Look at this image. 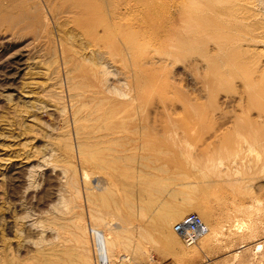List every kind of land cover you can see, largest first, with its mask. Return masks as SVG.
Returning <instances> with one entry per match:
<instances>
[{
    "label": "rangeland",
    "instance_id": "1",
    "mask_svg": "<svg viewBox=\"0 0 264 264\" xmlns=\"http://www.w3.org/2000/svg\"><path fill=\"white\" fill-rule=\"evenodd\" d=\"M14 1L15 3H12ZM14 1L0 0V55L7 53L5 55L7 56L18 50L23 56H27L24 59H28L29 64L33 61L38 63L37 66H41L39 70L49 68L47 69V71L51 70L48 72V75L50 73L49 77H56L54 73L58 70L60 79L61 60L54 37L50 38L48 35L52 22L46 6H43L46 5L45 2L43 0ZM262 5L264 6V2ZM20 6H25L26 10L19 8ZM21 14L28 16L27 26L23 28L18 24L21 19H24V17L20 18ZM134 14L135 12H129L126 15L129 18ZM23 22H26L25 19ZM46 23L48 27H46ZM138 41L141 44H146L147 38L146 36L138 38ZM219 42L218 45L207 42L203 45L193 44L186 49L180 47L179 52L171 57L158 56V54L167 51L166 46L153 47L157 50L156 56L152 59L154 65L148 66L156 68L160 78L159 87H163V89L158 87L159 90L156 91V89L147 87L144 90L141 103L149 102L150 105L146 106L145 110L143 109L144 114L149 116L150 120L156 118L155 124H158L155 133L160 134L161 122L165 125L170 115L173 114L172 112L179 116L182 114L184 103L178 101H182L184 98L185 101L183 99L182 102H186L188 107L186 104L184 105L191 111L187 119L191 118L190 122L197 123L200 133L202 132L200 138L189 141V150L187 148L184 153L160 156L144 152L141 154V151L138 154L134 153L135 156L131 154L134 158L136 157V161L130 154V156L126 154L125 156L128 158L132 157L129 159H133L134 164L131 162L129 164L127 160L125 163L123 160L121 162L122 173H116L108 178L107 183L106 180L104 183L100 182L102 174H90L86 179L85 186H82V180H79L81 177L78 173L79 183L76 182L78 184L75 183V187L57 185L47 187L45 190L44 188L47 186L45 171H35L29 177L31 179L28 178L27 197L25 194L23 197L21 189L24 188H20V191L18 187L13 188L7 179L8 172L2 167L9 166L10 162L5 160L6 156L10 158V155L14 156L17 152L19 154L30 153L29 149L33 145L36 148L39 145V149L42 148L41 144L43 143L48 142L47 145H49L53 140L52 135L55 140L58 137L56 133L60 134L59 128L63 125L62 116L60 118L53 114L49 108L50 113L45 111L37 116L38 124L41 122V126L38 125L35 128H41V132L38 128H34V134H32L33 132L27 135L25 133L22 134L23 136L17 137L18 130L12 127V133L15 134L13 137L18 139L0 138V174H3H1L3 177L0 175V206L10 208L14 202L25 203L22 213H20L21 217H24L22 214L30 216L33 212L42 213L38 219L40 234L25 232V235L22 233L18 242L13 237L11 229L5 223L0 222L2 224L0 225V250H4L5 247L10 251L21 249L20 252L22 250L23 252L19 258L22 259L25 257L24 249H51L52 251L49 252L57 256L51 257L53 260L51 264H66L62 254L65 249H68L71 257L73 256L69 264H95L96 253L92 235L89 234L88 229L102 230L107 237H110L111 229L108 228L111 227L108 226V222L111 220L114 226L122 227L115 231L120 253L113 252L114 256L116 255L115 258L117 254L124 255L121 264H264V69L260 75L254 72L253 64L251 65L253 60H255L254 62L258 61L259 66L263 64L264 46L242 42L240 44L242 52L239 53V51L231 49L228 40ZM76 45L70 48L69 54H72V50L77 51L78 45ZM76 56L74 55L75 59H72L74 64L80 62ZM78 65H81L79 66L81 73L90 70L88 65L81 63ZM158 68H160L159 71ZM21 76L22 73H19L17 77L19 81L16 79L17 83H13V87L11 86L16 91L22 90H19L22 87H19L20 83L28 81L27 78ZM41 77L46 78L47 75L33 74L32 78L34 81L37 80V85L35 84L37 88L32 85L31 88H36L33 89L34 91L30 90L31 88H24V91L29 89V91L39 92L38 86L42 87L41 82L44 81ZM61 81L64 84L62 74ZM172 86L175 88L173 89ZM1 88L5 90L2 92L3 94L9 92L7 88L0 85V90L3 91ZM174 90L177 92L178 98L180 95L183 96L181 100L173 101L177 98L176 96L171 98L176 94H173ZM33 97L36 96L33 95ZM1 100L0 98V122L2 121L0 125L6 123L4 121H10L14 115L9 112V110L11 111L10 105L6 104V106ZM194 111L196 116H192ZM52 114L53 117L50 116ZM6 118L7 120H4ZM43 129L46 132L42 131ZM177 132L179 133V129ZM46 133L52 140L48 139ZM62 135L59 136L62 138ZM174 136L169 135L165 138H168L167 141L169 140L170 143L178 142V136ZM37 137L38 139H33ZM24 139L31 142V144L28 143L29 147L24 148L23 145H20L23 144ZM60 142L57 143L61 145ZM26 150L29 151L26 152ZM151 155L154 156V159L150 158ZM125 156L123 157L127 159ZM139 156L141 160L145 159V161H139ZM21 158L19 157L18 161L14 158L12 160L23 163ZM149 160H154L151 165H149ZM79 161L80 158L75 155L70 158L68 162L73 165H71V169L75 168L78 171L81 166ZM126 164L128 165L125 166ZM162 164L164 165L159 170L165 172L158 174L154 167L157 169L160 167L158 165ZM148 167L149 169H147ZM131 168H133V172L129 173ZM147 173L149 175L146 177L147 181H154L153 177L158 178L157 180L164 179L161 180V186L165 187L167 183L168 188L165 187V190L168 189L167 191L177 189L188 193L187 198L175 200V206L188 209V214H196L203 223L209 226L211 234L208 242L204 239L201 240V243L204 242L203 245L207 244L206 246L200 245L202 246L200 248L186 246L178 236L176 240L170 241L167 238L168 229L162 227L157 230V228L150 227L151 221L146 207L152 201L154 193L151 190L150 193L143 194L138 188L140 178L144 180L143 176H146ZM186 184L187 190L182 186ZM44 190L45 192H43ZM17 196L19 197L16 198ZM23 198H25L24 203ZM9 202L12 203L9 204L10 207H8ZM107 203L110 204L109 208H106ZM25 211H30V213L27 214ZM0 213V218L10 216L3 211V208H0ZM97 218H102V221H97ZM145 228H147L146 232L143 231ZM23 237L27 239V242L29 241V244L23 243L26 242L24 239L21 242L20 238ZM3 240L7 241L6 244H3ZM75 255L83 257L84 262H75ZM150 258L153 259V262L149 261Z\"/></svg>",
    "mask_w": 264,
    "mask_h": 264
},
{
    "label": "bare ground",
    "instance_id": "2",
    "mask_svg": "<svg viewBox=\"0 0 264 264\" xmlns=\"http://www.w3.org/2000/svg\"><path fill=\"white\" fill-rule=\"evenodd\" d=\"M43 1L46 4L43 6H46L45 8L48 10L47 12L52 22L48 35L50 38L54 37L53 39L61 60L60 68L62 67V73L60 72V79L58 70L56 73L53 71L56 77H49L50 73L48 75V72H51V70L47 71L49 68L43 69L44 71L39 70L41 66H37L38 63L32 60L33 62L29 64V60L24 59L27 56H23L18 50L7 56H5L7 53L0 55V85L9 90V92L3 94L2 92L5 90L1 88L3 91L0 90V98L5 105H10L11 111L9 110V112H12V115L14 114L12 117L15 119L11 117L10 121H4L6 123L0 125V138L6 140H10V138H15V140L18 139L13 137L15 134L13 135L12 133V127L18 130V134H16L17 137L25 133L26 135L32 132V134H34L35 129L38 128L35 127L41 124V122L38 124L39 120L37 116H39V113L45 111L49 112L50 110L53 114L60 116V118L62 116L61 119L63 122V125H61L62 127L59 128L60 134L56 133L59 138L54 134L58 138H55L56 141L53 135L52 138L54 142L46 133L48 139L52 140L49 145H47L48 142H46V145L44 143L41 144V149H39V145L37 148L33 145L35 148L33 149V146H31L29 149L28 147L30 145L28 143L30 141L24 139L25 141L20 145H23L24 148L28 146L27 148L30 150V153L24 152V154H19V152L16 151L17 154H14V156L10 155V158L6 156L7 159L5 160L10 162L8 164L9 166L2 167L8 172L7 179L10 185L12 184L11 186L13 188L18 187L19 191L20 188H24L21 189L23 190L21 193L23 197L24 194L26 195V193H28V178L31 177L35 171H45L44 175L47 178L45 190L47 187L57 185L73 187L76 182L79 183V180H82L81 184L85 186L86 179L93 173L102 174L103 176L100 175L102 177L100 182L104 183L106 180L107 183L108 178L116 173H122L121 162L123 160L124 162L127 160L129 164L130 162L133 163V159H130L135 156L134 153L138 154V152L142 151L141 154L144 152L160 156L169 154L177 155V153L179 155V153H184V151L187 150L189 141L191 142L195 138H200L202 132L200 133L197 123L190 122L191 118L187 119L191 111L188 110L189 108H187L186 102H182L184 99L183 96L180 95V98H178L177 92H175L176 89L173 91V94H176L172 95L171 98H173V96L177 98L176 100H172L178 101V99L181 100L183 98L182 101L178 102L186 104L187 107L183 104L182 107H184V109H182L183 112L180 116L172 112L173 114L170 115L165 125L161 122L160 134L155 133L158 124H155L156 118L150 120L148 118L149 116L147 117V115L144 114L146 106H150L148 104L149 102L141 103L143 101L142 94L144 90L148 87L153 90L156 89L157 91L160 86V78L158 77L159 74L156 72V68L149 67L154 65L152 59L157 53V50L153 49V47L155 48V46L161 45L166 46L167 51L158 54V56L171 57L179 52L180 47L186 49L190 45H203L207 42L218 45L220 40H228L231 49L237 52L239 51V53L241 51L240 44L242 42L257 43L264 46V9H262L264 8L262 5L264 0ZM12 3H15V1ZM261 5L263 6L262 8ZM19 8L24 10L25 6H20ZM129 12H135V14L127 18L126 14ZM46 16L48 18V15ZM22 17H24L26 22L24 23V19H21L18 23L21 28L27 26L26 23L28 20L27 14H21L20 18ZM1 21L3 20L1 19ZM45 25L48 27L47 23ZM145 36L147 42L146 44H141L138 38L141 39ZM75 45L78 47L77 51L72 50V54H69V52H71L70 48H73ZM74 55H77L78 57H76L80 59L78 63L89 66L90 70L88 72H80L79 66L81 65H78V63L74 64L72 60L75 59ZM254 61L255 60L252 62L250 61L251 65L253 64L252 67L254 72L262 75L264 62L259 66L258 61ZM159 69L160 68H158V71ZM29 71H32V73ZM19 73H22V76L27 78L28 81L26 82L25 80V83H20L19 87H22L19 88V90H22L16 91L11 88V86L17 83L15 80ZM33 74L40 76L47 75L48 77V79H46L47 77H41L44 81L41 82L42 87L38 86L39 88L37 90L40 89L39 92H33L37 88V80L34 81V78H32ZM61 74L64 78V84L61 81ZM17 81H19V78ZM32 85L36 88H31ZM24 88H31L30 90H34L29 91L28 89V91H24ZM159 88L163 89V87ZM55 90H57V92H55ZM58 92L61 93L58 94ZM33 95L36 97H33ZM46 99L47 101L48 99L49 101L51 100V102L49 103L48 101L47 103ZM193 113L194 115L192 116H196V112L194 111ZM53 114L50 116L53 117ZM174 115H176L177 118L174 117ZM4 120H7V118ZM177 129H179V133ZM38 130L41 132V128H38ZM42 131L46 132L45 129ZM40 135L42 136V134ZM59 135H62V138ZM169 135H177L178 142H168V138L165 137H169ZM33 139H38V137ZM58 141L63 142H60L62 143L60 145L57 143ZM29 150H26V152ZM126 154H128V156L131 154L134 155H131L132 157H129V159L128 156H125ZM74 155L80 158L78 163H80L81 166H79L78 171L75 168L71 169L73 165L68 162ZM123 156L127 157V159ZM140 156L139 161L144 162L145 159L143 158L144 160H141ZM145 156L144 154V157ZM151 156L150 158L154 157ZM19 157H22L23 163H20L21 161L16 162ZM13 158L16 160H12ZM2 160L4 161V159ZM153 161L149 160V165H151ZM164 164L158 165L160 167L157 169L154 167L158 174L165 172L164 170H159ZM127 165L128 164L125 166ZM139 167L141 168V165ZM149 167L147 169H149ZM132 169L133 168H131V170L129 169V173L133 172ZM152 170L154 171V169ZM78 173L81 177L79 180ZM147 176H149L148 173L146 176H143L144 180L140 178L138 188L143 194L150 193L151 190L154 193L152 201L146 207L151 221L150 227L154 229L157 228V230L164 227L169 230L168 240H176L177 235L173 230V226L180 221L185 214H188V209L175 206L174 202L178 198H187L188 193L186 194L182 190L177 189L167 191L168 189L165 190V187L168 188V186L165 181L166 184L165 187H163L164 185L161 186L162 179L157 180L158 178L153 177L155 178L154 181H147ZM78 183H76V185ZM187 184L185 186L182 185L183 189L184 187L186 189ZM45 190L43 192H45ZM18 197L19 196L16 198ZM24 199L25 198H23V203L25 202ZM9 204L10 202L8 205ZM24 204L14 202L11 207L7 205L10 208L0 206L7 215H10L8 218H0V222L5 223L6 226L11 229L13 237L17 239V242L22 233L32 232L40 234L38 219H40L42 213L31 211L33 213L30 214V216L22 214L24 217H21L20 213H22L21 211ZM109 206L110 204L107 203L106 208H109ZM26 213L29 214L30 211ZM97 221H102V218H97ZM202 224L205 231L196 243L191 245L194 248L206 246L207 244L203 245L204 242L201 243V240L204 239L208 242L211 234L209 226L203 222ZM108 226L111 227L108 228L109 230L111 229L110 237H107L102 230L95 228L88 229L89 234L92 235V243L95 248V264H121L122 258H124L122 254H117L116 258V255L114 256L113 254V252L120 251V249H118V237L115 231L122 227L114 226L111 220L108 222ZM143 231L146 232L147 228ZM24 237L20 238L22 239V241L20 240L21 242H23ZM24 240L26 242L23 243L29 244L27 239ZM2 242L6 244L5 242L7 241L3 240ZM1 248H3V246H1ZM5 248L4 250H0V264H51L53 261L51 257H57L56 254L49 252L52 251L51 249L31 248L24 249L23 254L25 257L21 259L19 257L23 250L22 252H20L21 249H13L10 251V249ZM69 251L70 250L65 249V252L62 254L64 255L63 261L66 262V264H69L73 257L69 254ZM74 260L78 263L84 262V258L80 257V255H75ZM149 261L153 262V259L150 258Z\"/></svg>",
    "mask_w": 264,
    "mask_h": 264
},
{
    "label": "built area",
    "instance_id": "3",
    "mask_svg": "<svg viewBox=\"0 0 264 264\" xmlns=\"http://www.w3.org/2000/svg\"><path fill=\"white\" fill-rule=\"evenodd\" d=\"M173 230L179 239L187 246L194 245L205 231L200 218L195 214L184 216L180 221L174 224Z\"/></svg>",
    "mask_w": 264,
    "mask_h": 264
}]
</instances>
